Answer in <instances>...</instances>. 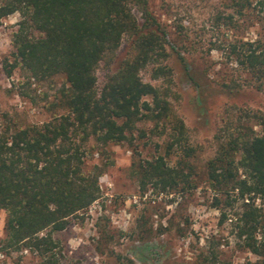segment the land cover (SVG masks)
<instances>
[{"label": "trees", "instance_id": "16d2710c", "mask_svg": "<svg viewBox=\"0 0 264 264\" xmlns=\"http://www.w3.org/2000/svg\"><path fill=\"white\" fill-rule=\"evenodd\" d=\"M220 1L225 10L213 18L217 28L238 31L252 23L264 29V0ZM15 13L20 20L10 57L3 62L7 77L17 69L27 81L62 76L64 85L55 103L62 113L40 126L6 127L0 133L2 243L4 249H28L44 264H57L52 234L100 198L103 168L84 169L90 142L101 148L120 145L139 123L161 127L168 139L164 156L134 161L130 168L141 191L150 187L158 194L196 187V150L172 111L168 91L140 77L149 65L153 79L171 76L167 66L158 64L167 56V35L147 0H0V22ZM123 41L127 54L110 71ZM225 52L253 87L264 91V37L227 42ZM101 65L106 72L98 88ZM255 118L264 128V116ZM215 141L204 176L215 193L212 207L219 225L227 224L237 246L257 258L247 264H264V209L256 203L264 201V134L224 121ZM173 149L178 157L170 164ZM118 264L135 263L120 257Z\"/></svg>", "mask_w": 264, "mask_h": 264}, {"label": "rangeland", "instance_id": "374dc122", "mask_svg": "<svg viewBox=\"0 0 264 264\" xmlns=\"http://www.w3.org/2000/svg\"><path fill=\"white\" fill-rule=\"evenodd\" d=\"M147 6L166 32L167 56L158 64L167 66L171 76L153 79L149 65L140 77L168 91L172 111L183 121L189 144L196 150L192 161L196 187L170 194L139 189L130 174L133 162L166 152L168 139L152 123H139L129 141L120 145L101 148L90 142L84 169L103 168L100 198L70 218L63 231L52 234L56 263L118 264L120 257L135 264L254 263L257 258L237 246L230 227L219 225V213L212 207L215 193L208 188L204 167L216 152L215 136L224 121L264 134L255 118L264 116V91H257L250 77L225 55L227 42L253 41L264 37V29L252 23L238 31L217 28L213 18L225 10L220 0H147ZM134 13L139 19L140 14ZM19 20L15 13L0 22V133L6 127L40 126L62 113L55 105L64 85L62 76L36 83L17 69L7 77L3 69ZM126 54L123 41L110 71ZM105 72L103 65L97 69L98 88ZM177 154L171 150L170 164ZM256 203L264 209V201ZM5 219L0 210V264H44L28 249L3 248Z\"/></svg>", "mask_w": 264, "mask_h": 264}]
</instances>
